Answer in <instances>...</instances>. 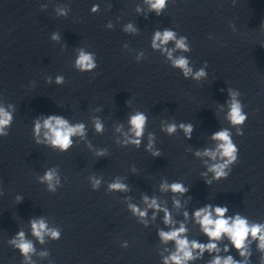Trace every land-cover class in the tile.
<instances>
[{"label":"clouds","instance_id":"9594fccd","mask_svg":"<svg viewBox=\"0 0 264 264\" xmlns=\"http://www.w3.org/2000/svg\"><path fill=\"white\" fill-rule=\"evenodd\" d=\"M144 3L147 4L149 13L154 12L157 16H160L166 10L169 0H144ZM41 7L44 6L41 5ZM69 11L70 9L67 5H58L55 8L57 18H67ZM99 11L100 7L98 4H94L90 9L92 14H96ZM136 12L142 14L143 9L137 6ZM106 28L112 29V23L108 22ZM123 32L134 35L138 32V28L132 22H128L124 25ZM59 39L58 32L51 34V40L59 41ZM170 43L174 44V47H168ZM150 46L153 50L159 51L164 55L170 63V66L173 69H178L184 79H192L199 82L207 78V62L204 63L203 67L194 71L193 67L190 66L191 62L187 56L176 55L177 52L188 53L191 51L187 37L178 36L176 31L168 28L163 30L157 29L152 34ZM143 55L142 52L138 54L136 61L139 62ZM73 67L81 73L94 71L98 67L95 53L87 51L83 47L78 48ZM46 83L52 84L53 78L51 76L46 77ZM54 83L56 85H63L65 83L64 76H55ZM221 91L223 90L221 89ZM240 95L241 93L238 90L228 89L229 100L226 102L228 110L225 115V119L232 128L236 129V135L238 136L243 135L242 126L248 118L244 112V105L239 99ZM96 111H100V109H96ZM14 112V105L8 104L4 106L0 103V137H7L9 135L8 130L13 123ZM92 120L95 132L102 135L104 133L102 120L99 117H93ZM147 125L148 115L139 110L135 111L128 117L127 131H122L123 125L116 128V132L121 133L123 136V139L119 140L118 143L121 147L132 145L136 149H139L144 139ZM160 130L168 136H173L178 130H182L185 139H191L193 125L185 122L178 124L174 121H162ZM32 134L35 143L43 144L60 153H64L74 146L75 137H79L81 140L85 139L87 129L83 122L71 123L66 117L53 114L36 117L33 120ZM210 139L213 143L212 147H205L203 150H198L194 153L197 158L203 161L206 167V171L201 173L206 178V184H211L214 180L219 181L222 178H227L230 174L231 167L238 161L239 152L238 147L233 142L232 132L229 128H220L211 134ZM147 141L145 151L151 153L153 157L161 156V150L155 147V133L149 132L147 134ZM87 146L89 149H92L91 142H87ZM106 153L107 149L105 148L95 151L97 157H102ZM133 171H135V168H133ZM209 174H211L210 179L208 178ZM37 179L40 184L46 185V190L51 193H55L58 187L61 186L60 176L58 175V169L56 167L48 168ZM88 179L91 188L94 191L99 190L101 179L95 176H90ZM107 190L108 192H126L129 189L128 185L120 177H116L108 184ZM160 190L162 192H171L174 195L179 194L180 196L188 192V188L182 182L169 183L167 180L161 183ZM2 195L3 192L0 191V196ZM15 200L16 202H21L23 197L17 195ZM143 202L146 205L144 208H141L137 204H128V209L132 215L138 217L146 225L149 209L153 210V218H155L157 213L163 212V222L168 226L169 230L165 231L164 229H160L158 235L161 243L165 245H168L170 242L174 243V250L165 248L168 255L165 256L162 254V264H189V262L202 259L206 252L212 256V259L207 264H249V258L251 256L250 246L253 242H256L257 250L262 254L260 264H264V223L250 222L239 212L230 216L228 215L229 209L227 206L207 204L191 213V219L199 225L201 233L208 238L207 243H202L195 239L189 240L186 224L181 221L177 227L178 222L173 218L172 213L168 208L162 207L156 197L145 195ZM173 204L176 208H180V199H174ZM183 215L185 219L190 218L187 211ZM29 225L31 236L39 244H44L47 240L55 241L61 238V229L55 226H49L44 217L32 218L29 221ZM225 239L228 243L224 244L223 248H221L219 245ZM7 242L11 247L18 250L23 257L21 264H36L33 260V256L36 255H39L40 258L50 256L48 250L37 253L33 240L29 239L23 230H18ZM122 246L127 247V242H124ZM230 249H235L242 259H235L232 255H220L222 251L228 253Z\"/></svg>","mask_w":264,"mask_h":264}]
</instances>
